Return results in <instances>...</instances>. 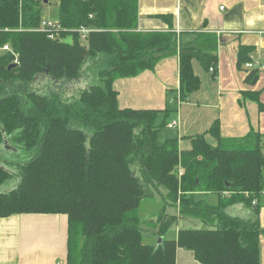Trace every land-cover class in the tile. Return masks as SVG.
<instances>
[{"label":"trees","instance_id":"16d2710c","mask_svg":"<svg viewBox=\"0 0 264 264\" xmlns=\"http://www.w3.org/2000/svg\"><path fill=\"white\" fill-rule=\"evenodd\" d=\"M43 1L0 0V45H9L0 53V217L65 214L66 264H175L178 247L200 264H262L263 133L222 137L215 119L187 136L188 149L177 137H157L200 88L192 60L206 71L213 66L216 77V34L138 31V0H57L59 37L50 39L39 29ZM81 25L91 30L84 39ZM254 51L243 44L237 51L246 84L259 78V69L244 67ZM175 54L179 86L164 108L118 106L116 78ZM243 95L264 111L258 93ZM154 191L162 208L149 234L162 237L158 245L143 242L138 214ZM200 191L216 203L195 200ZM175 227L176 237L167 238Z\"/></svg>","mask_w":264,"mask_h":264},{"label":"crops","instance_id":"0c3cea01","mask_svg":"<svg viewBox=\"0 0 264 264\" xmlns=\"http://www.w3.org/2000/svg\"><path fill=\"white\" fill-rule=\"evenodd\" d=\"M159 15H170L162 18ZM138 31H199L217 36V75L212 83L203 75L204 83L188 100L179 104L174 119L178 121L179 148H190L187 136L206 131L218 119L222 137L244 136L250 129L260 133L261 112L256 102L244 96V108L236 100L244 89L245 70L236 66L240 44L252 45L254 61L264 64V0H138ZM194 72H204L197 59L192 60ZM244 71V73H243ZM264 68L259 70V74ZM211 74V72H204ZM202 75V74H201ZM245 83V82H244ZM205 85L212 89H206ZM178 55L161 58L153 70H144L131 77L113 81L119 107L162 109L165 98L177 92ZM205 88V90H204ZM171 90V92H169ZM210 91H213L211 95ZM164 105V106H163ZM163 106V107H160ZM159 107V108H154ZM207 141L216 144L212 135ZM155 195V194H153ZM209 193L195 192V200H205ZM143 200V199H142ZM158 201V200H157ZM212 204L210 199L205 200ZM259 221L264 229V191L258 200ZM189 225V222H185ZM200 227V223L194 224ZM178 227L171 230L175 238ZM146 241L157 237L149 234ZM67 216L62 213H16L0 217V264H66ZM259 258L264 264V231L259 236ZM175 264H200L193 252L176 249Z\"/></svg>","mask_w":264,"mask_h":264},{"label":"rangeland","instance_id":"374dc122","mask_svg":"<svg viewBox=\"0 0 264 264\" xmlns=\"http://www.w3.org/2000/svg\"><path fill=\"white\" fill-rule=\"evenodd\" d=\"M44 19V20H48V21H51V22H57V19H58V4H57V0H44L43 3H42V14H41V20ZM65 42H68V43H72L73 41L70 40V38H65L63 39ZM6 51H9V50H6ZM4 52L3 50H0V53ZM200 64V63H199ZM201 66V65H200ZM202 68V66H201ZM203 69V68H202ZM204 72H208L206 70L203 69ZM215 71V70H214ZM201 74H199V77H200V81H201V85L203 86V83H204V79L206 78L208 80L209 83H212V77H211V74L207 73V75H205L204 72L200 71ZM210 72V71H209ZM244 73V71H243ZM203 75L205 76V78L203 77ZM45 78H47L46 76H44ZM42 76V78H44ZM38 80V78L36 79ZM243 83V88L245 89H251L250 91L251 92H256L258 93V100L261 102V103H264V72L260 73L259 74V78L258 80L256 81L255 84H246L244 82ZM71 85H74V84H68V85H65L64 87H67V88H70ZM205 88L206 89H212V88H209L208 86L205 85ZM204 88V90H205ZM199 90V89H198ZM196 90V91H198ZM195 92V91H194ZM193 93V92H192ZM211 93H213V91H210L209 94L211 95ZM241 95H239V98L238 100H236V103H237V106L239 107V109H243V114L245 113V108H244V100L242 98H244V95L243 93H240ZM191 95V94H190ZM170 96L171 94L169 93L167 95V98H165V103L168 102L170 100ZM247 100L249 99V101H252L253 103L256 102L257 104V100L254 99V98H251L250 96H247L246 97ZM182 103V102H181ZM180 104V103H179ZM164 106V105H163ZM163 106H160V107H163ZM154 108H159V107H154ZM261 112V122H260V131L261 132H264V111H260ZM174 115L175 113H172L168 118H167V124L164 125L159 133H158V140L159 141H162L164 142L166 140V138L168 137H175L177 135V128H170L168 127V124L171 122V120L174 119ZM245 116V114H244ZM178 122V121H177ZM261 151L263 153V156H264V135L262 136L261 138ZM161 190H163L161 188ZM154 194L155 195H151L149 197H145L141 203L139 204V207H138V214L139 216L141 217V219H143L144 221L142 222L143 225H144V237H143V242H145L146 244H150V245H154V240L152 241H146L145 237L149 235V233L151 232H155V228H154V222H155V217L156 215L158 214L160 208H162V201L160 200V196H159V193L157 191H154ZM210 199L212 201V204H215L216 203V200H217V196L212 194V193H209V195H207L205 197V200H208ZM158 200V201H157ZM169 211L170 213L171 212H175L176 209L175 207H169ZM199 228V227H198ZM172 234H169L168 235V238L171 237Z\"/></svg>","mask_w":264,"mask_h":264},{"label":"built area","instance_id":"2783aa9c","mask_svg":"<svg viewBox=\"0 0 264 264\" xmlns=\"http://www.w3.org/2000/svg\"><path fill=\"white\" fill-rule=\"evenodd\" d=\"M39 29L44 31V32H46L47 36L50 39L59 37V29H60V27L55 22H51V21L42 19L40 21V24H39ZM90 31L91 30L88 29L84 25H81L78 28H76V32H78L80 34L82 39L86 38L87 34ZM0 50H3V51L9 50V45L8 44L2 45V46L0 45ZM244 67L247 68V69L257 68V69L261 70L262 68H264V64L260 63L259 61H254L252 59V55H251L250 61L246 62L244 64ZM209 71L211 73L214 72V67L213 66L209 67ZM177 125H178L177 120L173 119L168 124V127L174 128V127H177Z\"/></svg>","mask_w":264,"mask_h":264},{"label":"water","instance_id":"95a60500","mask_svg":"<svg viewBox=\"0 0 264 264\" xmlns=\"http://www.w3.org/2000/svg\"><path fill=\"white\" fill-rule=\"evenodd\" d=\"M16 65V63L14 62V63H11V64H9L8 65V69H10V68H12V67H14ZM46 73H48V69L46 70ZM36 80V78H34V80L33 81H35ZM32 81V82H33ZM161 240H162V237L161 236H158L157 237V242H156V245H158L160 242H161Z\"/></svg>","mask_w":264,"mask_h":264},{"label":"flooded vegetation","instance_id":"af4514ba","mask_svg":"<svg viewBox=\"0 0 264 264\" xmlns=\"http://www.w3.org/2000/svg\"><path fill=\"white\" fill-rule=\"evenodd\" d=\"M2 146H3V147H5V148H7V146H8V145H7V144H5V143H3V145H2Z\"/></svg>","mask_w":264,"mask_h":264}]
</instances>
